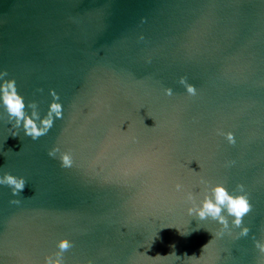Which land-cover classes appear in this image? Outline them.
<instances>
[{"label":"water","instance_id":"95a60500","mask_svg":"<svg viewBox=\"0 0 264 264\" xmlns=\"http://www.w3.org/2000/svg\"><path fill=\"white\" fill-rule=\"evenodd\" d=\"M0 72L27 114L62 105L33 141L0 104V178L26 183L0 185V264L61 239L63 264L264 262V0H0ZM218 184L243 186L247 236L188 216Z\"/></svg>","mask_w":264,"mask_h":264},{"label":"clouds","instance_id":"9594fccd","mask_svg":"<svg viewBox=\"0 0 264 264\" xmlns=\"http://www.w3.org/2000/svg\"><path fill=\"white\" fill-rule=\"evenodd\" d=\"M6 75V72H0V80ZM179 83L185 87L188 95H195V88L188 85L184 78H181ZM164 94L166 96H171L172 90L165 89ZM49 95L52 97L53 102L50 103L46 115L41 119L36 110L37 105L35 103H29L27 105L31 113L30 115L26 113L24 99L17 94L14 80H4L3 83H0V104L3 105L7 113L8 122L12 125V128H20L22 126L24 135L30 137L33 141L48 133L53 126L54 118H62V105L56 102L59 100V96L53 90L49 91ZM220 134L224 136L225 140L230 145L235 143L232 133ZM11 136L16 137L17 133L13 131ZM57 152H59V149L53 148L48 152V156L55 158ZM59 160L62 168H70L73 164L72 157L69 153H61ZM25 184L23 178H17L9 174H5L3 178H0V185L8 186L14 197L23 191ZM175 190L177 192L183 191V185L177 183L175 185ZM243 192L244 188L242 185H237L234 193L230 194L224 186L218 184L211 187L210 195H204L199 206H196L193 194L188 192L185 198L192 206L187 208V214L199 221L211 219L217 222L221 226V231L217 232L215 234L216 236H220L229 229L228 217H231L232 227L240 229L239 236H247L249 229L247 227H241V225L243 217L250 212L251 205L246 194H238ZM10 203L18 204L19 201L11 200ZM181 235H185V233H181ZM210 242L211 240L208 243ZM207 244L203 246V248H205ZM254 246L258 249L261 256H264V242L254 241ZM70 247H72V245L67 239L59 240L56 244L58 251L55 252L53 256H45L44 264H63L62 253ZM262 264H264V262H262Z\"/></svg>","mask_w":264,"mask_h":264}]
</instances>
